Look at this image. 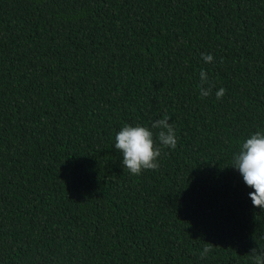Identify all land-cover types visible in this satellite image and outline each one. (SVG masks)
<instances>
[{"label":"trees","instance_id":"obj_1","mask_svg":"<svg viewBox=\"0 0 264 264\" xmlns=\"http://www.w3.org/2000/svg\"><path fill=\"white\" fill-rule=\"evenodd\" d=\"M165 115L176 148L130 174L116 134ZM256 131L264 0H0V264H254Z\"/></svg>","mask_w":264,"mask_h":264},{"label":"clouds","instance_id":"obj_2","mask_svg":"<svg viewBox=\"0 0 264 264\" xmlns=\"http://www.w3.org/2000/svg\"><path fill=\"white\" fill-rule=\"evenodd\" d=\"M202 60L212 63L214 57L211 54H202ZM207 83V72L201 69L200 94L203 97L211 94V88L205 87ZM225 92L226 89L220 88L216 92L217 100ZM170 119L171 117L165 115L154 120L150 127L124 125L116 134L114 148L122 153V167L130 174L138 176L144 170H158L162 149L176 148L177 137L172 123H169ZM230 167L238 170L244 183L253 189L249 193L253 206L264 209V131H256L241 144L239 151L233 155ZM213 247L211 243H205L200 258L206 259ZM250 255L254 264H264V251L257 253L253 248Z\"/></svg>","mask_w":264,"mask_h":264}]
</instances>
